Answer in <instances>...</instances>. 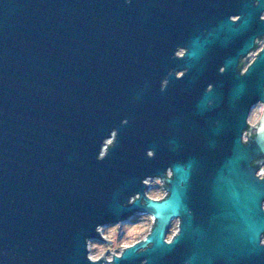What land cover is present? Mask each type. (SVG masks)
<instances>
[{
	"label": "water",
	"instance_id": "1",
	"mask_svg": "<svg viewBox=\"0 0 264 264\" xmlns=\"http://www.w3.org/2000/svg\"><path fill=\"white\" fill-rule=\"evenodd\" d=\"M148 1L0 0V264H179V237L165 236L196 194L248 258L258 253L264 111L248 113L264 106V44L243 73L233 58L217 66L215 48L213 66L176 77V66H147ZM257 2L241 30L264 36ZM218 35L191 42L186 62L223 44ZM149 178L163 198L147 195ZM135 214L151 217L146 236L109 263L90 257L100 227Z\"/></svg>",
	"mask_w": 264,
	"mask_h": 264
},
{
	"label": "flooded vegetation",
	"instance_id": "2",
	"mask_svg": "<svg viewBox=\"0 0 264 264\" xmlns=\"http://www.w3.org/2000/svg\"><path fill=\"white\" fill-rule=\"evenodd\" d=\"M257 0H159L147 2L146 18L153 20L156 32H147L146 51L147 66H176L174 75L183 77L188 72L185 66H213L211 55L215 48L221 54L217 66H224L223 58L234 59V66L241 73L253 62L261 52L264 36L255 29L241 30L242 21L247 18V10L257 6ZM110 7H113L112 5ZM105 9L101 7V15ZM100 15V16H101ZM262 12L258 19L263 18ZM226 20L231 22L232 32L226 35L219 30V23ZM150 27V24H149ZM214 32H217L223 44L213 43L206 45L204 56L198 62H186V53L189 52L194 40L205 42ZM210 35V37H209ZM171 67L170 69H172ZM179 68V69H178ZM169 69V70H170ZM222 70V67L220 68ZM162 81V85H165ZM212 87L210 82L204 85V90ZM251 125V124H250ZM244 130L242 141L245 143L249 135L255 130ZM255 176L264 178V160L257 163ZM264 209V199L261 206ZM186 215H178L170 222L165 238L170 231L179 237L178 262L187 264L186 259L192 258L193 264H263L264 230L258 236L259 251L254 258H248L245 243L239 236L231 234L230 226L226 229L218 224L215 211L205 201L202 194H196L189 202ZM188 229V230H187Z\"/></svg>",
	"mask_w": 264,
	"mask_h": 264
},
{
	"label": "rangeland",
	"instance_id": "3",
	"mask_svg": "<svg viewBox=\"0 0 264 264\" xmlns=\"http://www.w3.org/2000/svg\"><path fill=\"white\" fill-rule=\"evenodd\" d=\"M264 15V13H263ZM264 106L262 103H255L250 109L248 119L259 121V116L263 114ZM148 188L146 193L151 198H163L165 195V186L159 178L147 179ZM153 221L150 216L143 214H135L128 219L111 225H103L105 237L102 240H89L88 247L90 257L97 259L103 254H106L107 259H110L114 250L121 252L128 244H133L138 241L139 237L146 236L149 233ZM174 227L170 231L169 236H172Z\"/></svg>",
	"mask_w": 264,
	"mask_h": 264
},
{
	"label": "built area",
	"instance_id": "4",
	"mask_svg": "<svg viewBox=\"0 0 264 264\" xmlns=\"http://www.w3.org/2000/svg\"><path fill=\"white\" fill-rule=\"evenodd\" d=\"M105 148H106V145H104V147H103V152L105 151ZM167 173L170 174V170L169 169L167 170ZM107 260H108V262H106V263H109V261L111 260V258L110 259H107Z\"/></svg>",
	"mask_w": 264,
	"mask_h": 264
},
{
	"label": "snow or ice",
	"instance_id": "5",
	"mask_svg": "<svg viewBox=\"0 0 264 264\" xmlns=\"http://www.w3.org/2000/svg\"><path fill=\"white\" fill-rule=\"evenodd\" d=\"M109 143H111V141H109Z\"/></svg>",
	"mask_w": 264,
	"mask_h": 264
}]
</instances>
